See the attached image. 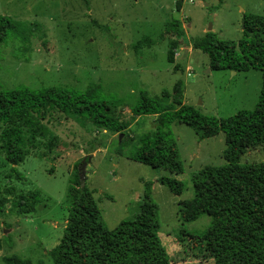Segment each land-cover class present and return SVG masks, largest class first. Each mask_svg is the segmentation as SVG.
Wrapping results in <instances>:
<instances>
[{
  "label": "rangeland",
  "instance_id": "rangeland-1",
  "mask_svg": "<svg viewBox=\"0 0 264 264\" xmlns=\"http://www.w3.org/2000/svg\"><path fill=\"white\" fill-rule=\"evenodd\" d=\"M244 14L264 16V0H0V15L15 23L0 43V90L93 88L129 123L118 135L87 115L66 118L48 104L43 113L34 112L45 132L36 136L21 163L12 166L0 149V264L11 255L31 264H53L50 250L64 234L69 182L80 171L107 229L135 218L150 182L158 236L170 264H214L198 240L210 217L183 223L179 203L193 198L194 174L226 164L224 133L201 139L185 124H168L164 131L175 142L183 167L174 174L133 159L142 138H153L156 115L124 116L141 95L172 94L177 82L183 103L203 115L226 119L254 110L261 88L258 70H213L207 55L191 48L206 32L237 43ZM170 22L181 23V48H190L175 58L177 71L167 61L172 38L161 37ZM239 162H264V146L247 149ZM162 176L181 181L182 194L161 185ZM29 191L39 193V202L33 213L20 215L10 201Z\"/></svg>",
  "mask_w": 264,
  "mask_h": 264
},
{
  "label": "trees",
  "instance_id": "trees-1",
  "mask_svg": "<svg viewBox=\"0 0 264 264\" xmlns=\"http://www.w3.org/2000/svg\"><path fill=\"white\" fill-rule=\"evenodd\" d=\"M14 28L11 19L0 15V43ZM184 34L181 23L170 22L161 35L172 38L167 61L174 64V71L179 68L175 50L182 47ZM191 46L207 55L213 70L252 68L261 73L260 95L254 110H242L226 119L203 115L183 103L180 82L175 83L172 94L163 91L159 98L141 95L124 117L129 120L140 115H156L157 126L152 139L142 138L133 159L152 168L181 174L183 167L177 146L169 132L164 131L168 124H185L201 139L224 133L226 148L222 156L226 164L205 166L193 175L194 195L179 203V218L189 223L203 214L210 217L208 228L198 240L205 256L214 264H264V162H239L247 149L264 146V16L244 14L242 37L237 43L218 40L212 32H206L195 38ZM48 104L66 118L87 115L118 135L124 134L129 126L117 116L115 105L100 99L93 88L84 92L63 87L31 89L25 86L0 90V149L12 166L22 162L36 136L45 132L34 112L43 113ZM158 182L173 195L183 192V183L179 180L162 176ZM150 188L151 183H145L140 211L135 218L121 221L109 230L101 220L81 171L77 173L67 189L69 209L64 234L50 250L53 264H170L158 236L160 224ZM38 202L39 193L29 191L12 199L10 204L25 216L36 210ZM2 261L31 264L16 255L4 257Z\"/></svg>",
  "mask_w": 264,
  "mask_h": 264
},
{
  "label": "crops",
  "instance_id": "crops-1",
  "mask_svg": "<svg viewBox=\"0 0 264 264\" xmlns=\"http://www.w3.org/2000/svg\"><path fill=\"white\" fill-rule=\"evenodd\" d=\"M191 48H192V46H191ZM185 50H186V52H185ZM182 49L181 47L180 48H178V49H176L175 50V58L179 55V53L182 51V52H184V56H186L188 53H189V51H190V48H187V49Z\"/></svg>",
  "mask_w": 264,
  "mask_h": 264
},
{
  "label": "water",
  "instance_id": "water-1",
  "mask_svg": "<svg viewBox=\"0 0 264 264\" xmlns=\"http://www.w3.org/2000/svg\"><path fill=\"white\" fill-rule=\"evenodd\" d=\"M185 52H186V50H185ZM84 164H85V163L83 162L82 172H83V169H84ZM81 174H82V173H81ZM82 175H83V174H82Z\"/></svg>",
  "mask_w": 264,
  "mask_h": 264
}]
</instances>
